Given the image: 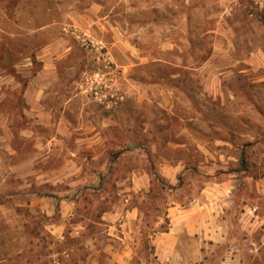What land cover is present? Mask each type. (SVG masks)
<instances>
[{
	"label": "rangeland",
	"instance_id": "rangeland-1",
	"mask_svg": "<svg viewBox=\"0 0 264 264\" xmlns=\"http://www.w3.org/2000/svg\"><path fill=\"white\" fill-rule=\"evenodd\" d=\"M223 181L264 213V0H0V264H112L123 198L149 260L166 208Z\"/></svg>",
	"mask_w": 264,
	"mask_h": 264
},
{
	"label": "crops",
	"instance_id": "crops-1",
	"mask_svg": "<svg viewBox=\"0 0 264 264\" xmlns=\"http://www.w3.org/2000/svg\"><path fill=\"white\" fill-rule=\"evenodd\" d=\"M91 140L95 144L99 136L94 134ZM75 170L76 165L66 162L47 172L64 174ZM205 184L189 199L170 204L164 217L155 222L160 228L150 235L149 260L138 256L145 251L139 242L143 221L139 208L123 198L104 211L107 234L115 240L108 246L115 257L112 264H264V213L255 214L253 205L244 203L250 200L252 188L239 196V182ZM230 189L232 193L228 194ZM67 198L57 199L62 219L71 214L73 206Z\"/></svg>",
	"mask_w": 264,
	"mask_h": 264
},
{
	"label": "trees",
	"instance_id": "trees-1",
	"mask_svg": "<svg viewBox=\"0 0 264 264\" xmlns=\"http://www.w3.org/2000/svg\"><path fill=\"white\" fill-rule=\"evenodd\" d=\"M1 204V203H0Z\"/></svg>",
	"mask_w": 264,
	"mask_h": 264
}]
</instances>
